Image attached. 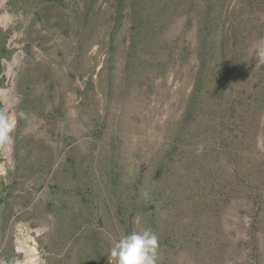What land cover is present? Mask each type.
I'll list each match as a JSON object with an SVG mask.
<instances>
[{"label":"rangeland","instance_id":"rangeland-1","mask_svg":"<svg viewBox=\"0 0 264 264\" xmlns=\"http://www.w3.org/2000/svg\"><path fill=\"white\" fill-rule=\"evenodd\" d=\"M0 112L2 264H264V0H0Z\"/></svg>","mask_w":264,"mask_h":264},{"label":"clouds","instance_id":"clouds-1","mask_svg":"<svg viewBox=\"0 0 264 264\" xmlns=\"http://www.w3.org/2000/svg\"><path fill=\"white\" fill-rule=\"evenodd\" d=\"M20 116L25 114L21 112ZM15 126V118L0 112V149L5 154L13 149ZM158 244V237L150 229L122 234L111 246L109 264H156Z\"/></svg>","mask_w":264,"mask_h":264},{"label":"bare ground","instance_id":"bare-ground-1","mask_svg":"<svg viewBox=\"0 0 264 264\" xmlns=\"http://www.w3.org/2000/svg\"><path fill=\"white\" fill-rule=\"evenodd\" d=\"M27 254H28V257H27L28 258L27 259L28 262L26 261V262H24V264H33V263H35V258H33V260H31V258L35 256V248L32 247V248L27 249Z\"/></svg>","mask_w":264,"mask_h":264}]
</instances>
